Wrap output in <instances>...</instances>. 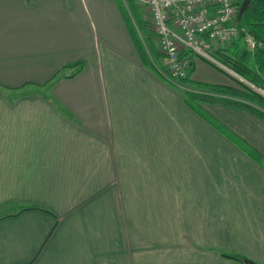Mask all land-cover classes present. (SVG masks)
<instances>
[{
	"label": "crops",
	"instance_id": "obj_1",
	"mask_svg": "<svg viewBox=\"0 0 264 264\" xmlns=\"http://www.w3.org/2000/svg\"><path fill=\"white\" fill-rule=\"evenodd\" d=\"M125 13L0 0V264L264 263V121L202 104L256 160L143 64Z\"/></svg>",
	"mask_w": 264,
	"mask_h": 264
},
{
	"label": "trees",
	"instance_id": "obj_2",
	"mask_svg": "<svg viewBox=\"0 0 264 264\" xmlns=\"http://www.w3.org/2000/svg\"><path fill=\"white\" fill-rule=\"evenodd\" d=\"M241 1L242 0H238L236 3L237 8L233 23H235L238 28H243L245 31L251 33L257 41L261 42V45L252 52L247 50L242 41L243 32L240 31L236 39L228 44V46H218L213 49L212 55L243 80L230 75L226 71L202 59L207 64L227 75L230 80L228 84H215L195 80L191 77L193 72L192 67L189 68L186 77L178 80L171 78L167 74L165 66L161 63L163 56L158 50L157 43L150 37H147L148 43L146 42L144 45L139 38L133 21L126 13L125 15L127 26L130 29L133 42L143 64L159 77L163 78L167 83L178 87L181 91V97L187 106L209 124L213 125L219 132L230 138L237 146L251 155V157L258 160L260 156L256 152L207 113L202 105L203 103H220L248 111L264 121V97L256 93L255 90L246 83L248 82L264 90V0H248L246 9L242 13L240 19L237 20V10ZM134 19L137 21V27L141 32H148L147 30L149 28H147L145 21L140 15H136ZM150 34L153 35L152 32H150ZM189 56L190 58L192 57V55ZM157 60H159V64ZM77 65H80V63ZM189 82L192 84L191 87L187 85ZM220 254L244 264H255L240 254L225 252H221Z\"/></svg>",
	"mask_w": 264,
	"mask_h": 264
},
{
	"label": "built area",
	"instance_id": "obj_3",
	"mask_svg": "<svg viewBox=\"0 0 264 264\" xmlns=\"http://www.w3.org/2000/svg\"><path fill=\"white\" fill-rule=\"evenodd\" d=\"M140 1L149 9L148 27L171 78L187 76L192 55L243 80L212 55L213 49L230 44L240 31L247 50L252 52L261 45L251 33L233 23L238 0Z\"/></svg>",
	"mask_w": 264,
	"mask_h": 264
},
{
	"label": "rangeland",
	"instance_id": "obj_4",
	"mask_svg": "<svg viewBox=\"0 0 264 264\" xmlns=\"http://www.w3.org/2000/svg\"><path fill=\"white\" fill-rule=\"evenodd\" d=\"M121 1H122V5H123L125 11L127 12V15L131 18V20L133 21V23H134V25H135V27L137 29V33L139 35V38H140L141 42H143L144 45H145L146 42L148 43L147 37H150L153 40V37L150 34V32H151L150 29H148L149 31L147 30L148 32H146V33L145 32H141L138 29V27H137L138 26L136 24L137 21L134 19V17H136V15H139L138 13L140 12L143 15V18L146 19V21H147L146 26H147V28H149L148 27V23H149V20H150L149 9L146 6H144V5H143L144 8H141V9L137 8V6L139 4L142 5L141 1H139V0H121ZM226 46H228V44H224V47H226ZM157 62L159 64V60H157ZM211 69L212 70H209V68H206V67L202 68L200 66L195 65L194 73L192 74L191 77H193L195 80L204 81V82H208V83H211L209 81L211 79H215V78L224 77V78L228 79L227 76L224 73H222V72H220V71H218L216 69L214 70L213 68H211ZM228 83H230V80H228L227 83H223V84H228ZM187 85L189 87L192 86V84L190 82L187 83ZM28 86L29 85H27L25 87H28ZM253 89L255 90L256 93H258V94H260L261 96L264 97V90L263 89H261L259 87H256V86Z\"/></svg>",
	"mask_w": 264,
	"mask_h": 264
},
{
	"label": "water",
	"instance_id": "obj_5",
	"mask_svg": "<svg viewBox=\"0 0 264 264\" xmlns=\"http://www.w3.org/2000/svg\"><path fill=\"white\" fill-rule=\"evenodd\" d=\"M248 5V0H242L239 7H238V10H237V15H236V19L239 20L242 13L244 12V10L246 9ZM264 264V263H262Z\"/></svg>",
	"mask_w": 264,
	"mask_h": 264
}]
</instances>
